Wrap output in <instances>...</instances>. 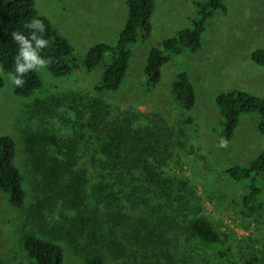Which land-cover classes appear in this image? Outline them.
<instances>
[{"label":"rangeland","instance_id":"374dc122","mask_svg":"<svg viewBox=\"0 0 264 264\" xmlns=\"http://www.w3.org/2000/svg\"><path fill=\"white\" fill-rule=\"evenodd\" d=\"M195 1L156 0L151 36L131 45L125 81L120 89L103 97L110 102L114 117L125 113L135 117L137 125L156 120L174 128L173 150L178 159L170 162L169 171L188 180L194 190L195 207L202 206L215 226L229 233L237 255L264 257V206L252 215L244 211L245 182H236L226 173L230 164H248L264 148L259 115L243 114L233 139L221 146L217 131L222 118L215 100L219 92L231 88L264 96V65L252 58L254 49L264 47V0H224L227 11L218 10L210 19L202 47L196 52L187 48L181 54L174 53L163 68L161 82L148 88L145 64L150 48L192 25L197 14ZM36 3L40 13L74 45L78 67L69 75L55 76L33 53L43 86L30 96H20L14 90L12 74L0 63L5 80L0 87V135L10 134L16 140L15 162L24 175L26 191L22 208L11 204L8 193H0V264H34L24 247L25 232L62 244L63 264H83L85 256L93 251L103 252L106 264H171L166 252L156 250L157 254L148 259L130 251V226L136 218L150 214L153 206L147 207L145 202H107L99 215L84 223L81 218L92 215L91 207L51 202L49 196L54 190L46 187L44 170L35 159L41 135L50 131L67 136L75 131V122L77 125L82 120L74 98L93 94L104 70V63L86 69L82 57L98 42L117 40L128 14L127 0ZM184 70L189 72L197 92L196 105L191 109L182 107L172 92L173 82ZM30 136L37 140L30 142ZM81 146L82 163L90 167V149L84 143ZM258 181L264 202V176ZM136 203H140L139 208L134 207ZM181 244L184 247L170 250L175 264H221L209 246L184 238Z\"/></svg>","mask_w":264,"mask_h":264},{"label":"trees","instance_id":"16d2710c","mask_svg":"<svg viewBox=\"0 0 264 264\" xmlns=\"http://www.w3.org/2000/svg\"><path fill=\"white\" fill-rule=\"evenodd\" d=\"M195 3L197 14L192 25L150 48L145 64L148 88L161 82L163 68L174 53L181 54L187 48L198 51L210 19L218 10L227 11L224 0ZM127 5V18L117 40L98 42L82 57L86 69L93 70L104 63V70L93 94L74 98L82 117L77 125L75 122V131L67 136L48 131L39 137L42 142L35 148V159L44 170L46 187L54 190L50 201L91 207L92 215L81 218L84 223L99 215L102 207L108 206L107 202L110 205L145 202L147 207L153 206L146 217L135 219L129 235L130 251L148 259L161 251L173 262L175 258L170 250L184 247L181 244L184 238L209 246L221 264H264V257L258 254L237 255L229 233L217 228L202 206L195 207L194 190L188 180L169 171L170 162L178 159L173 150L174 128L156 120L137 125L136 118L125 113L113 116L110 102L103 94L120 89L130 68L131 45L151 36L156 0H127ZM33 19L41 23L25 27ZM13 33H18L20 39ZM26 50L40 56L55 76L69 75L78 67L74 45L49 17L40 13L36 0H0V63L12 74L14 90L20 96H30L43 86L34 61L24 55ZM252 58L264 65V47L254 49ZM4 84L0 74V87ZM172 92L182 107L191 109L196 105L197 92L188 71L178 74ZM215 100L222 118L217 131L221 146L233 139L243 114L259 115L258 130L264 136V96L231 88L219 92ZM29 140L34 143L37 139L30 136ZM82 143L90 149V167L82 163ZM16 154L15 138L10 134L0 135V193H8L11 204L22 208L26 191L24 175L15 162ZM226 173L236 182H245L244 211L249 215L261 211L263 187L258 180L264 176V148L248 164H230ZM134 207L139 208L140 203ZM23 240L34 264H63L65 249L59 242L32 232H25ZM189 252L194 253L190 249ZM189 256L194 259L192 254ZM106 263V255L100 251L87 254L83 261V264Z\"/></svg>","mask_w":264,"mask_h":264},{"label":"clouds","instance_id":"9594fccd","mask_svg":"<svg viewBox=\"0 0 264 264\" xmlns=\"http://www.w3.org/2000/svg\"><path fill=\"white\" fill-rule=\"evenodd\" d=\"M39 23H41V21H39V20H37V19H33V20L30 21L27 25H25V27L30 28V27L35 26L36 24H39ZM13 36H16L17 39H20V36L18 35V33H13ZM25 43H27V41H25ZM39 43L43 44L44 41H39ZM24 55H25V57H26L29 61H36V56H35L33 53H31V52H29V51L26 50V51L24 52ZM21 70H23V69H21ZM19 82H20V81H17L16 83H19Z\"/></svg>","mask_w":264,"mask_h":264}]
</instances>
